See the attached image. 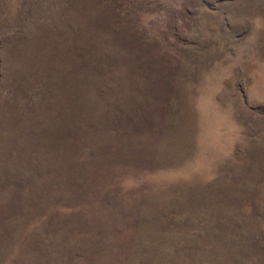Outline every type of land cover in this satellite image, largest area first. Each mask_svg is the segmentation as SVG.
I'll return each instance as SVG.
<instances>
[{"label": "rangeland", "instance_id": "374dc122", "mask_svg": "<svg viewBox=\"0 0 264 264\" xmlns=\"http://www.w3.org/2000/svg\"><path fill=\"white\" fill-rule=\"evenodd\" d=\"M0 264H264V0H0Z\"/></svg>", "mask_w": 264, "mask_h": 264}]
</instances>
